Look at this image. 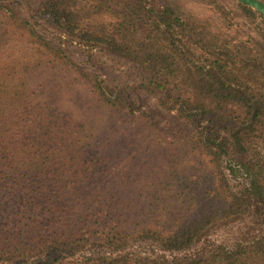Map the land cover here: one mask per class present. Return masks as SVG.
Segmentation results:
<instances>
[{
	"label": "trees",
	"instance_id": "obj_1",
	"mask_svg": "<svg viewBox=\"0 0 264 264\" xmlns=\"http://www.w3.org/2000/svg\"><path fill=\"white\" fill-rule=\"evenodd\" d=\"M233 6L0 0V264H264V232L191 253L249 210L224 157L264 149V17ZM35 16L131 63L168 118L144 119Z\"/></svg>",
	"mask_w": 264,
	"mask_h": 264
},
{
	"label": "rangeland",
	"instance_id": "obj_2",
	"mask_svg": "<svg viewBox=\"0 0 264 264\" xmlns=\"http://www.w3.org/2000/svg\"><path fill=\"white\" fill-rule=\"evenodd\" d=\"M147 5H157L158 0H145ZM237 1V0H236ZM264 2V0H260ZM231 8L234 0H226ZM197 14L207 13L201 5L192 6ZM249 29L255 28V23L242 17ZM36 28L48 39L62 44L71 60L86 68L87 71L105 78L111 85L136 98L142 106L140 114L144 119L164 121L168 116L156 106V96L146 87H142L136 77L135 69L131 63L114 58L104 49L91 47L76 42H69L67 37L45 17L35 16ZM95 115L94 120L100 122L105 119V113ZM117 135L114 136L116 138ZM117 142V141H116ZM225 171L234 191L248 202L249 210L245 215L233 216L218 221L208 227L199 238L191 253L204 252L213 244L220 243L232 247L234 243L248 241L264 232V195L252 186V179L258 177L264 182V149L236 148L223 159Z\"/></svg>",
	"mask_w": 264,
	"mask_h": 264
},
{
	"label": "water",
	"instance_id": "obj_3",
	"mask_svg": "<svg viewBox=\"0 0 264 264\" xmlns=\"http://www.w3.org/2000/svg\"><path fill=\"white\" fill-rule=\"evenodd\" d=\"M254 9L264 17V2L260 0H237Z\"/></svg>",
	"mask_w": 264,
	"mask_h": 264
}]
</instances>
